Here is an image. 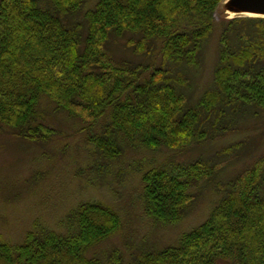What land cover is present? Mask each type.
I'll use <instances>...</instances> for the list:
<instances>
[{
  "label": "trees",
  "instance_id": "1",
  "mask_svg": "<svg viewBox=\"0 0 264 264\" xmlns=\"http://www.w3.org/2000/svg\"><path fill=\"white\" fill-rule=\"evenodd\" d=\"M225 0H0V135L46 142L42 95L57 110L86 125L87 142L108 161L123 144L180 150L241 129L264 116V18H224L213 86L188 106L191 73L198 70ZM128 39L140 58L117 60L109 44ZM106 120H105V119ZM124 141V142H123ZM123 142V144H122ZM244 142L219 153L231 157ZM197 160L154 167L143 174L145 214L161 225L182 220L193 190L216 172ZM208 220L178 246L139 254L131 264H264V156L219 187ZM119 214L101 202H83L69 214L65 235L37 222L20 245L0 243V264H123L87 256L121 227ZM134 257V258H135ZM132 262V261H131Z\"/></svg>",
  "mask_w": 264,
  "mask_h": 264
},
{
  "label": "rangeland",
  "instance_id": "2",
  "mask_svg": "<svg viewBox=\"0 0 264 264\" xmlns=\"http://www.w3.org/2000/svg\"><path fill=\"white\" fill-rule=\"evenodd\" d=\"M98 1L86 0L79 19H83ZM229 1H223L218 7L216 25L205 47L202 64L191 73L193 87L188 93L189 107L196 105L213 86L221 23L224 18L231 19L227 13ZM131 37L133 35L128 34L109 44L117 60H156L159 64L158 52L151 59L135 56L133 50L126 47ZM38 110L42 114L39 122L54 131L50 140L31 142L9 132L0 135V243L22 244L37 222L65 235L72 210L83 202H101L119 214L122 225L86 254L108 263L112 253L118 251L123 264H131L139 254L178 246L183 235L208 220L222 198L219 187L247 171L264 156V116L258 121H242L241 129L215 141L209 139L180 150L151 151L126 145L123 141L119 159L108 161L95 154L94 147L86 139L99 129L90 131L78 119L57 110L56 104L46 95L41 96ZM239 142H244L239 152L231 157L219 156L221 150ZM197 160L216 163L215 174L193 190L195 198L182 220L174 225L157 224L144 211L143 174L153 166L188 165Z\"/></svg>",
  "mask_w": 264,
  "mask_h": 264
},
{
  "label": "water",
  "instance_id": "3",
  "mask_svg": "<svg viewBox=\"0 0 264 264\" xmlns=\"http://www.w3.org/2000/svg\"><path fill=\"white\" fill-rule=\"evenodd\" d=\"M228 10L241 9L242 11L264 15V0H230Z\"/></svg>",
  "mask_w": 264,
  "mask_h": 264
},
{
  "label": "bare ground",
  "instance_id": "4",
  "mask_svg": "<svg viewBox=\"0 0 264 264\" xmlns=\"http://www.w3.org/2000/svg\"><path fill=\"white\" fill-rule=\"evenodd\" d=\"M227 13L229 14L230 18H235V17H259V18H264V15L262 14H255L251 12H246L242 11L241 9H235L233 11L228 10Z\"/></svg>",
  "mask_w": 264,
  "mask_h": 264
}]
</instances>
